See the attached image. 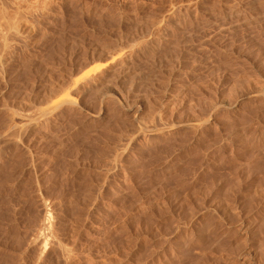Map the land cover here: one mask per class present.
Returning a JSON list of instances; mask_svg holds the SVG:
<instances>
[{"label": "rangeland", "instance_id": "374dc122", "mask_svg": "<svg viewBox=\"0 0 264 264\" xmlns=\"http://www.w3.org/2000/svg\"><path fill=\"white\" fill-rule=\"evenodd\" d=\"M9 1L1 129L97 64L125 68L0 138V264H264V0Z\"/></svg>", "mask_w": 264, "mask_h": 264}, {"label": "bare ground", "instance_id": "6f19581e", "mask_svg": "<svg viewBox=\"0 0 264 264\" xmlns=\"http://www.w3.org/2000/svg\"><path fill=\"white\" fill-rule=\"evenodd\" d=\"M45 0H35L33 3H32V5H31V10L32 9H37V8H39L40 6H42V4L44 5V2ZM10 2V6H12V7H14L15 9H17V7L19 8L20 7V0H11V1H9ZM2 2H0V32H1V34H0V36H1V38H2V36H3V38L4 39H0L1 40V48H0V66H2V57L4 56V54H6V53H4L11 45H10V41L8 42L7 41V39H6V36H8L7 34H10L11 32H12V30H13V28H15L14 27V24H16V23H14L15 21H14V19H13V23L14 24H12V26H11V24H10V15L11 14H9V12L7 13V8H5V6L3 5V4H1ZM9 4V3H8ZM49 4V3H48ZM21 6H22V3H21ZM9 7V6H8ZM29 8V7H28ZM27 8V9H28ZM40 8H42V7H40ZM45 8V7H44ZM43 10V9H42ZM18 11V10H17ZM33 11V10H32ZM15 12H16V10H15ZM54 12V11H53ZM19 14V13H18ZM30 14V13H29ZM13 15V14H12ZM47 16V15H46ZM50 17H52V16H50ZM49 19H51V18H49ZM53 19V18H52ZM12 21V20H11ZM40 23V22H39ZM27 25V24H26ZM25 25V26H26ZM41 25V24H40ZM50 25V24H49ZM16 26V25H15ZM25 26H23V27H25ZM12 28V29H11ZM26 28H28V26L26 27ZM11 30V32H9ZM15 31H16V29H14ZM13 30V31H14ZM27 30V29H26ZM14 31V32H15ZM6 34V35H5ZM15 35V34H14ZM10 36H12V35H10ZM9 37V36H8ZM13 38V37H12ZM9 39V38H8ZM13 42H14V39H13ZM13 44H15V43H13ZM12 47V46H11ZM10 47V48H11ZM14 48V47H13ZM12 49V48H11ZM12 51V50H11ZM8 52H10V51H8ZM8 52H7V54H8ZM118 54V53H117ZM10 55V54H9ZM114 57V56H113ZM116 58V56L114 57V59ZM118 58H116L115 60H117ZM120 61V60H119ZM118 61V62H119ZM8 62V61H7ZM116 62V61H115ZM113 60H109L108 62H105V63H101V64H97L96 65V67H94V68H89V69H87L85 72H82V73H80L81 75L79 76V78L78 79H76V80H73L72 82V84L71 85H75V86H77L76 84H78L79 83V85L81 84V86H82V88L83 87H91V86H93L96 82V84H98V81H101L102 79H104L105 80V78H108V77H111V76H114L115 74V77L114 78H117L118 76H119V72L120 71H122L124 68H122V69H120V71L118 72V70H119V68H121V67H119L118 66V68L117 67H115L116 65H118V64H114L115 63ZM4 63V62H3ZM6 63V62H5ZM123 63V62H122ZM121 64V61L119 62V65ZM124 64V63H123ZM123 64H122V67H123ZM4 65V64H3ZM126 65V64H125ZM121 66V65H120ZM127 66V65H126ZM130 67V66H129ZM4 69V68H3ZM0 70H2V69H0ZM126 71V70H125ZM124 71V72H125ZM123 72V71H122ZM138 72V71H137ZM136 72V73H137ZM142 73V72H141ZM120 75H122V74H120ZM126 76V75H125ZM175 76V75H174ZM1 77V76H0ZM141 77V76H140ZM176 77H177V75H176ZM75 78V77H74ZM119 78H120V76H119ZM129 78V77H128ZM167 78H169V77H167ZM175 78V77H174ZM72 80V79H71ZM116 80V79H115ZM118 80V79H117ZM120 80V79H119ZM170 80H171V78H170ZM174 80V79H173ZM176 80V79H175ZM107 82L106 83H104V84H108V80H106ZM105 82V81H104ZM173 82V81H172ZM176 82H177V80H176ZM101 84H100V86L103 84V81L102 82H100ZM170 83V82H169ZM96 84H95V86H96ZM104 84H103V86H104ZM116 84V83H115ZM114 84V85H115ZM66 85V84H65ZM173 85V84H172ZM62 86V85H61ZM74 86V87H75ZM119 86V85H118ZM127 86V85H126ZM73 86L71 87V86H69L68 84H67V86H63V87H59L60 89H59V91H56V92H59L58 94L60 95L59 97V99L57 98L58 96H56V99L57 100H55L54 98L52 99L53 101H51L50 103H47V102H49L50 101V98H49V101L47 100H45L46 102V104L44 105V107H38V108H36L35 110L33 109V110H31L32 112H29V111H27V112H24L23 110V112H14V114H13V117H15V118H17V120H18V122H17V120H16V122H14V123H11V124H9V123H7V124H9V125H7V126H5V124L3 125L2 124V126L3 127H5V128H3L2 126V128L3 129H1L0 128V138H4L6 141L5 142H7L8 140H11L10 142H12V143H14V144H19V143H17L18 141H17V134L19 133V134H21V131H28V132H30V131H32L33 132V130L36 128V127H38L39 125H41V123H43V121H48L47 119H49V117L51 118V114L56 110V112L57 111H59V109H60V107L61 106H66V107H68V108H71V109H74V108H76V107H78V102H80V101H78L77 102V99H76V97L77 96H75L74 97V95H72L71 94V92H72V90L73 89H76V88H74ZM97 87V86H96ZM110 87H112L110 84H108V85H106V87H103L102 89L104 90V88H106L105 89V91H102L101 93H104V92H108L107 91V89H109ZM93 88V87H92ZM127 88V87H126ZM260 88V87H259ZM80 89V88H79ZM94 89V88H93ZM99 89V88H98ZM97 89V90H98ZM101 89V88H100ZM122 89V88H121ZM176 89V88H175ZM78 90V89H77ZM89 90H91V89H89ZM96 90V91H97ZM110 90H113L112 88L110 89ZM109 90V91H110ZM177 90V89H176ZM1 91V90H0ZM84 91V90H83ZM82 91V92H83ZM85 91H86V89H85ZM101 91V90H100ZM124 91V90H123ZM127 91V90H126ZM55 92V93H56ZM95 92V91H94ZM252 92V91H251ZM75 93H76V91H75ZM172 93H173V90H172ZM171 93V94H172ZM176 93V92H175ZM78 94H80V90H79V92H78ZM77 94V95H78ZM86 94V93H85ZM100 94V93H99ZM126 94V93H125ZM55 95V94H54ZM56 95H57V93H56ZM83 95V94H82ZM92 95V94H91ZM174 96V95H173ZM51 97V96H50ZM96 97V96H95ZM225 98V97H224ZM109 99V98H108ZM177 99V98H176ZM79 100V99H78ZM40 101V100H39ZM21 102V101H20ZM41 102H42V100H41ZM178 102V101H177ZM230 102V101H229ZM3 103V102H2ZM172 103H174V102H172ZM23 104V103H22ZM34 104V103H33ZM12 105V104H11ZM128 105V104H127ZM5 106V105H4ZM7 106V105H6ZM38 106V105H37ZM40 106V105H39ZM231 106V105H230ZM137 107V106H136ZM18 108V107H17ZM26 108H27V106H26ZM33 108V107H32ZM62 108V107H61ZM77 109V108H76ZM79 109V108H78ZM1 111L3 110L2 108L0 109ZM6 110V109H5ZM8 110H9V108H8ZM21 110V109H20ZM26 110V109H25ZM61 110H63V109H60V111ZM17 111V110H16ZM64 111V110H63ZM72 111V110H71ZM171 111V110H170ZM10 112V111H9ZM133 112V111H132ZM5 113V112H4ZM59 113V112H58ZM58 113H56L55 114V112H54V114L55 115H57ZM215 113V112H214ZM1 114V113H0ZM6 114H7V112H6ZM10 114V113H9ZM62 114H63V112H62ZM6 116V115H5ZM7 116H8V114H7ZM10 116V115H9ZM52 116H53V114H52ZM2 117V116H1ZM11 117V116H10ZM56 117V116H55ZM138 117V116H137ZM191 117H193V116H191ZM6 118V117H5ZM86 118V117H85ZM171 118V117H170ZM174 118V117H173ZM198 118V117H197ZM164 119V118H163ZM192 119H194V117L192 118ZM204 119V118H203ZM3 120V119H2ZM10 120V119H9ZM140 120V119H139ZM138 120V121H139ZM180 120V119H179ZM201 120H202V118H201ZM137 121V122H138ZM156 121V120H155ZM154 121V122H155ZM160 121V120H159ZM158 121V123H156V124H152V122H151V124H146V123H142L143 122V120H140L139 122H138V126L136 127V128H138L139 127V132L140 133H142V135L144 134H146V135H148L149 137H151V136H158V137H165L166 138V136H171V135H174V134H178V132H177V128H176V126H174V125H172V124H169V123H167V121H166V119H165V121L166 122H162V121H164V120H162V121H160L159 122ZM5 122V121H4ZM7 122V121H6ZM169 122V121H168ZM177 122V121H176ZM180 121H178V123H179ZM46 123V122H45ZM137 124V123H136ZM180 125V124H179ZM184 127H186V128H188V129H193V130H196L197 131V129L200 127V123L199 122H197V121H195V120H190L189 122H186L184 125H183ZM177 127H179L178 125H177ZM181 128V127H180ZM39 130V129H38ZM136 130V129H135ZM134 130V131H135ZM138 130V129H137ZM178 130H180V129H178ZM23 131V132H24ZM37 131V130H36ZM40 131V130H39ZM39 131H37L38 133H39ZM188 131V130H187ZM22 132V133H23ZM37 132H35V133H37ZM193 132V131H192ZM134 133V132H133ZM137 135V134H136ZM32 136V135H31ZM147 136V137H148ZM19 137V136H18ZM141 137V136H140ZM146 137V136H145ZM146 137V138H147ZM41 138V137H40ZM133 138V137H132ZM152 138V137H151ZM3 139V140H4ZM8 139V140H7ZM137 139V138H136ZM150 139V138H149ZM31 140V139H30ZM38 140V139H37ZM132 140V139H131ZM142 140V139H141ZM168 140V139H167ZM2 142V141H1ZM9 142V141H8ZM7 142V143H8ZM24 142V141H23ZM3 143V142H2ZM17 145H15V146H17ZM37 145V144H36ZM140 146V145H139ZM8 147V146H7ZM22 147V146H21ZM5 148V147H4ZM130 148V147H129ZM17 149V147L15 148V150ZM22 152V151H21ZM121 152V151H120ZM123 152V151H122ZM122 154V153H121ZM127 154V153H126ZM124 156V155H123ZM11 158V157H10ZM116 160V159H115ZM5 161V160H4ZM121 163V162H120ZM11 165V164H10ZM112 166V165H111ZM110 166V167H111ZM130 166V165H129ZM111 169V168H110ZM113 169V168H112ZM106 170H108V169H106ZM124 171V170H123ZM18 175V174H17ZM129 176V175H128ZM118 177V176H117ZM131 178V177H130ZM121 180V179H120ZM117 184V183H116ZM108 185V184H107ZM33 193V192H32ZM34 202V201H33ZM46 202V201H45ZM115 203V202H114ZM43 204V203H42ZM48 208V207H47ZM50 209V208H49ZM48 210V209H47ZM70 210V209H69ZM230 210V209H229ZM50 211V210H49ZM99 213V212H98ZM36 217V216H35ZM43 217H44V219H43V221H42V224H41V228L44 230V231H47L48 232V228H49V225H48V220H49V218H50V214L49 213H47V211L44 213V215H43ZM51 219V218H50ZM30 220V219H29ZM41 221V220H40ZM39 221V222H40ZM53 221V220H52ZM37 222V221H36ZM54 222H55V220H54ZM35 223V222H34ZM53 223V222H52ZM51 223V224H52ZM27 225V224H26ZM29 225V224H28ZM36 225V224H35ZM24 226V225H23ZM22 226V227H23ZM30 226V225H29ZM28 227V226H27ZM34 227V226H33ZM32 227V228H33ZM29 228V227H28ZM30 229V228H29ZM90 229V228H89ZM42 230V231H43ZM32 231H33V229H32ZM27 232V231H26ZM52 232V231H51ZM20 233V232H19ZM37 233V232H36ZM27 234V233H26ZM25 235V234H24ZM36 236V235H35ZM19 237V236H18ZM29 237H31V236H29ZM34 237V236H33ZM28 238V237H27ZM46 235H44V236H41V235H38L35 239H34V241H35V243H40V245H42V247H44L46 244H45V242H46ZM27 240V239H26ZM33 240V239H32ZM59 240V239H58ZM29 241V240H28ZM30 242V241H29ZM60 242H61V240H60ZM55 243H56V241H55ZM54 243V241L52 242L51 241V243L50 244H55ZM28 244V243H27ZM57 245V243L55 244V246ZM59 243H58V248H59ZM37 246H38V244H37ZM56 246V247H57ZM41 247V246H40ZM46 247V246H45ZM44 247V248H45ZM64 248H65V246H64ZM64 248H63V246H61L60 248H59V250L58 251H60V252H62V254H64L65 252H66V250L64 251ZM68 249V248H67ZM36 250V249H35ZM40 250V249H39ZM70 251V250H69ZM41 252V251H40ZM57 252V251H56ZM38 254H41V253H38ZM68 255V254H67ZM67 255H65V256H67ZM37 256V255H36ZM49 256V255H48ZM81 256V255H80ZM76 257V256H75ZM37 258V257H36ZM42 258V257H41ZM44 260V259H43ZM39 261V260H38ZM53 261V260H52ZM90 261V260H89ZM41 262V261H40ZM84 263V262H83ZM43 264V263H42ZM246 264H248V263H246Z\"/></svg>", "mask_w": 264, "mask_h": 264}]
</instances>
